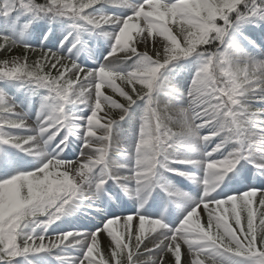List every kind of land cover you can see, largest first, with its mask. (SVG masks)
Instances as JSON below:
<instances>
[{"label": "snow or ice", "instance_id": "snow-or-ice-1", "mask_svg": "<svg viewBox=\"0 0 264 264\" xmlns=\"http://www.w3.org/2000/svg\"><path fill=\"white\" fill-rule=\"evenodd\" d=\"M98 6L130 11L118 16ZM0 17L8 21V31L0 32V80L26 81L48 93L36 134L19 136L10 130L33 129L0 91V145L43 158L38 167L0 179V264L37 254H54L59 264H264V187L232 194L221 190L241 160L264 176V156L256 158L253 151V145L264 144V128L248 127L264 120V107H253L264 105V58L242 42L261 47L243 29L264 24V0H0ZM44 17L63 18L74 32L87 29L110 39L104 63L87 68L43 41L34 47L15 38L13 25L21 19L27 30ZM50 34L51 29L43 40ZM80 43L77 38L69 53ZM193 54L200 66L180 94L186 106L177 108L165 99L173 93L163 71ZM128 60H134L133 67L121 71L119 64ZM138 103L143 114L137 142L131 152L120 153L130 162L114 163L111 156L119 147L114 130ZM70 107L89 111L75 115ZM169 123L178 124L179 131ZM73 128L82 132L77 137L82 142L79 155L68 159L64 152ZM185 141L208 150L202 159L172 161L202 169L198 182L203 194L178 225L137 211L107 217L95 232L48 234L78 201L87 199L86 193L93 202L101 196L111 200L105 190L109 180L126 195L142 197L143 206L158 169L165 166L162 160H168L166 153ZM17 164L7 157L0 160L5 173ZM167 170L192 178L179 168ZM101 233L110 238L106 248ZM71 249L79 254L71 255ZM141 257L146 259L141 262Z\"/></svg>", "mask_w": 264, "mask_h": 264}, {"label": "rangeland", "instance_id": "rangeland-1", "mask_svg": "<svg viewBox=\"0 0 264 264\" xmlns=\"http://www.w3.org/2000/svg\"><path fill=\"white\" fill-rule=\"evenodd\" d=\"M125 14H127V12L123 13L121 15H125ZM253 36H255V35H253ZM252 38H254V37H252ZM256 42H257V44L261 45V47L259 49L251 48V46L248 48L255 56L264 58V39L261 41V39L258 38V39H256ZM246 44H247V42H246ZM102 49H103L102 46H99L96 49L89 46V47H87V49H85V51L83 53V58L86 60V66L85 67L95 68V67H98L100 65L98 62L102 61L101 64L104 63V57L106 56V53L104 51L99 52ZM140 50L143 51L144 50L143 47H141ZM98 54H100L101 56L98 57L97 56ZM189 63H190V61L184 62V65L182 68V72H184V73L183 74L179 73L178 76L181 75V77H183L186 74H188L187 69H188ZM193 66L195 67L196 70H198L199 66L197 65V63H194ZM119 69L121 71H127L129 69V60L120 63ZM178 76L172 78V82H171L172 87H173V89H176L177 92L173 93L171 96H172V98H177V99H173V100H171V102L174 106H176L177 108H180V107L186 106L187 98L180 95L181 93H185L186 91L182 92L183 89L178 86L177 83L179 81H182V78L178 79ZM178 99H180V100H178ZM9 103H12V100H9ZM16 111L18 113H20L28 121V123L32 127L33 131L24 132L23 130H10L12 132V134L19 135V136L36 134V131L38 130L40 118H37L35 116V114H28L25 110L17 108V107H16ZM68 111L75 114V115H81V114H84L87 111H89V109L81 108V107H70L68 109ZM101 115H103V113H101ZM140 118H141V115H136L134 120H132L131 124H129L125 128L124 127L122 128L123 130H126L125 134L129 135V138H130L129 141L130 142H132V139H134L135 136H136L135 141L137 142V137H138V134L136 133L137 126H138L137 121ZM77 123H80V122H77ZM169 126L176 127L179 125L175 124V123H169ZM81 135H82L81 131H79L75 128H73L71 130V134H69L70 142L68 143V145L73 144L71 146V148L73 150H71L72 156H68L69 159H75L79 155V151H80L79 145L82 141L80 139H78L77 137L81 136ZM118 138L119 137L116 136L115 140L119 143L120 140H118ZM136 142H134V141L132 142L133 147H134ZM54 146H55V142L50 144L48 146V148L46 149V151L50 152ZM200 146L203 147V150H204L205 147L203 146L202 143H200ZM263 147H264L263 144H260V143L257 144L258 150L262 149ZM231 148H232V146H229V149H231ZM261 156H264V155H259V157H261ZM5 157H7L9 160H15L17 162H19V161L25 162L26 160L23 157H26V158L31 157V158L36 160V161H34V163L36 165H40V163L42 162V159H43V158H37V157L29 156L26 153L20 152L18 149L13 148L12 146L0 145V160H2ZM30 161H32V160L30 159ZM123 161H124V159L121 162H123ZM127 162H130L128 157H127ZM188 166H192V165H187V164L184 166L171 165L172 168H179V169H183V170H186V168ZM14 168H18V165L16 167H13L12 171H14ZM0 170H3L2 165H0ZM0 174L2 175V176H0V179H2L5 177V175H12V174H16V173H13V172H11V170H8L7 173L1 171ZM192 182H193V179H187L186 182H184V185L190 186L192 184ZM106 185L108 188V192L112 195L113 198L111 200H109L107 197L104 196L102 200L98 201L96 207L91 208L90 214L86 216L85 225H87L88 222H91V221H93L95 223H102L101 220H102V218L105 217L104 211L107 210L109 212L111 209L112 203H118L121 200L123 203H126V205L128 206V209L129 208L132 209L135 207V204L137 203V198H141V197L126 195L125 192L121 191V189L119 187H117L116 184H114L111 180H109V182ZM90 197L92 198V194H90ZM159 200L160 199L158 197L155 200V202H157ZM193 200H197L196 195L193 196L192 201ZM101 201H102L103 205L100 208ZM192 201H191V203H189V205L192 204ZM152 202H153V200L151 198H147L145 204L138 209L139 212H143L145 207H150L152 205ZM97 208L102 209V211L97 212L96 211ZM201 216H202L203 222L206 223V216L203 213H201ZM50 230H51V228L48 229L49 235H54L56 233L54 231L50 232ZM99 239L101 241V247L106 248L110 238H107L105 233H101L99 236ZM144 258L146 259V257H144Z\"/></svg>", "mask_w": 264, "mask_h": 264}, {"label": "trees", "instance_id": "trees-1", "mask_svg": "<svg viewBox=\"0 0 264 264\" xmlns=\"http://www.w3.org/2000/svg\"><path fill=\"white\" fill-rule=\"evenodd\" d=\"M45 19V29L49 31L51 29V32L57 29L56 31H62V32H69L72 30L71 27V21L63 19V18H50V17H44ZM52 37V35H49V39ZM19 54V53H17ZM27 88L33 89V84L27 82Z\"/></svg>", "mask_w": 264, "mask_h": 264}]
</instances>
